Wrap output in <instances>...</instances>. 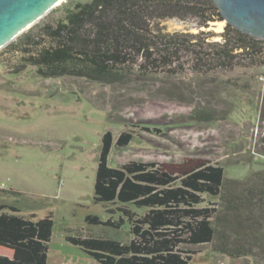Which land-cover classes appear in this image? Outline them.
I'll use <instances>...</instances> for the list:
<instances>
[{"label": "trees", "instance_id": "trees-1", "mask_svg": "<svg viewBox=\"0 0 264 264\" xmlns=\"http://www.w3.org/2000/svg\"><path fill=\"white\" fill-rule=\"evenodd\" d=\"M63 16L37 39H27L28 54L19 71L37 68L45 78L76 77L109 86H126L150 75L173 77L190 64L207 77L258 65L264 40L226 24L220 41L211 32L169 33L163 22L176 19L201 30L223 18L213 0H67ZM29 37V36H27ZM189 56V61L184 58ZM181 96L174 88L167 90ZM184 103V102H183ZM264 108V94H263ZM224 118L214 105L195 106L183 122L212 123ZM264 121V114L262 117ZM165 117V124L173 123ZM161 124V123H160ZM133 140L124 132L116 148ZM113 135L106 132L98 159L94 201L117 205L118 220L85 218L84 231L66 229L65 240L99 264H189L210 245L231 259L264 264V170L231 179L224 167L206 158L180 162L131 161L109 165ZM257 153L264 156V136ZM20 193L0 189L1 195ZM204 196L215 200L205 206ZM130 206L145 209L136 214ZM128 224L131 239L93 235L92 227L119 231ZM52 215L34 220L15 204L0 201V264H47L53 236Z\"/></svg>", "mask_w": 264, "mask_h": 264}, {"label": "rangeland", "instance_id": "rangeland-1", "mask_svg": "<svg viewBox=\"0 0 264 264\" xmlns=\"http://www.w3.org/2000/svg\"><path fill=\"white\" fill-rule=\"evenodd\" d=\"M65 2L0 48V189L20 193H4L0 201L15 204L23 216L33 215L34 220L52 215L49 264H99L68 243L65 234L66 229L84 231L89 215L102 221L121 217L119 212L108 213L117 205L97 204L93 199L104 134L113 135L112 167L131 161L180 162L200 157L224 167L228 178L245 179L264 170V156L257 153L264 136V59L254 67L207 77L187 63L173 77L153 74L126 86L67 76L45 78L34 66L18 72L28 57L27 39H37L45 26L61 19ZM162 25L169 33L211 32L212 41H220L226 22L201 30L176 19ZM171 87L181 96L170 94ZM200 103L214 105L224 118L212 123L183 122ZM166 116L174 122L165 124ZM124 132L131 133L133 140L126 148H116ZM204 199L203 207L216 203ZM130 207L138 215L146 212ZM129 229L125 224L119 231L92 227L90 232L127 242ZM193 249L199 253L189 264H254L251 258L215 253L210 245Z\"/></svg>", "mask_w": 264, "mask_h": 264}, {"label": "water", "instance_id": "water-1", "mask_svg": "<svg viewBox=\"0 0 264 264\" xmlns=\"http://www.w3.org/2000/svg\"><path fill=\"white\" fill-rule=\"evenodd\" d=\"M58 1L0 0V48L29 28ZM213 1L226 24L264 40V0Z\"/></svg>", "mask_w": 264, "mask_h": 264}, {"label": "crops", "instance_id": "crops-1", "mask_svg": "<svg viewBox=\"0 0 264 264\" xmlns=\"http://www.w3.org/2000/svg\"><path fill=\"white\" fill-rule=\"evenodd\" d=\"M52 240V239H51ZM49 247H50V244H49ZM50 249V248H49ZM49 260H50V257H49V252H48V260H47V264H49ZM59 264H64L63 262L59 263Z\"/></svg>", "mask_w": 264, "mask_h": 264}, {"label": "bare ground", "instance_id": "bare-ground-1", "mask_svg": "<svg viewBox=\"0 0 264 264\" xmlns=\"http://www.w3.org/2000/svg\"><path fill=\"white\" fill-rule=\"evenodd\" d=\"M62 1H63V0H59V1H58L57 3H55V4H57V5H58V4H59L60 2H62Z\"/></svg>", "mask_w": 264, "mask_h": 264}]
</instances>
